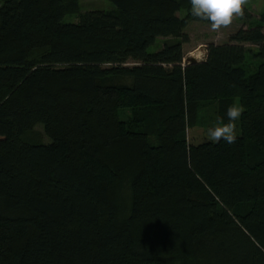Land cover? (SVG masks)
<instances>
[{
    "label": "trees",
    "instance_id": "16d2710c",
    "mask_svg": "<svg viewBox=\"0 0 264 264\" xmlns=\"http://www.w3.org/2000/svg\"><path fill=\"white\" fill-rule=\"evenodd\" d=\"M109 1L0 5V264H264V14L185 66L191 0Z\"/></svg>",
    "mask_w": 264,
    "mask_h": 264
},
{
    "label": "rangeland",
    "instance_id": "374dc122",
    "mask_svg": "<svg viewBox=\"0 0 264 264\" xmlns=\"http://www.w3.org/2000/svg\"><path fill=\"white\" fill-rule=\"evenodd\" d=\"M79 3L80 14H85L91 11H110L115 8L113 3H111L109 0H79ZM3 4L4 0H0V5ZM248 7L252 11L256 20H259L262 14H264V0L250 1ZM185 15V11L178 13V16L181 18ZM64 21L65 23H78L79 15L68 16ZM242 26L243 20L239 18L230 27L222 28L217 32L211 29L210 24L192 22L186 29L189 42L184 45L185 58L193 57L198 60H205L208 46L211 43L217 45L230 43L231 35L237 32ZM165 41H167V39L160 38L156 45L149 48V52H158L163 47V43ZM247 46L253 50H256L255 46ZM248 65H251V67L255 65L251 54H249ZM237 104H239L238 101ZM216 110L217 106H212L204 109L201 112V120H203L202 123L198 127L188 131L190 143L198 145L200 143L210 141L208 139L207 133L209 128H214L217 125L214 122ZM38 130L42 131L43 129L39 127ZM236 131L237 135H239L240 128L238 126L236 127ZM45 141L48 142V138L45 137Z\"/></svg>",
    "mask_w": 264,
    "mask_h": 264
},
{
    "label": "clouds",
    "instance_id": "9594fccd",
    "mask_svg": "<svg viewBox=\"0 0 264 264\" xmlns=\"http://www.w3.org/2000/svg\"><path fill=\"white\" fill-rule=\"evenodd\" d=\"M250 0H191V15L210 22L213 31L230 27L237 19L245 15ZM244 108L239 104L229 106V123L222 120L214 128L208 129V139L214 143L221 140L231 144L237 139L235 121L241 118Z\"/></svg>",
    "mask_w": 264,
    "mask_h": 264
},
{
    "label": "water",
    "instance_id": "95a60500",
    "mask_svg": "<svg viewBox=\"0 0 264 264\" xmlns=\"http://www.w3.org/2000/svg\"><path fill=\"white\" fill-rule=\"evenodd\" d=\"M208 51V50H207ZM204 60H198V59H195L193 57H188V58H185L184 59V65L187 66V65H193V64H198V63H201L203 62Z\"/></svg>",
    "mask_w": 264,
    "mask_h": 264
}]
</instances>
